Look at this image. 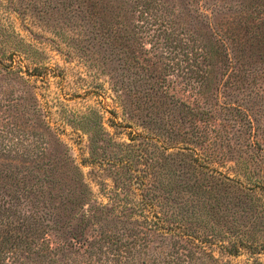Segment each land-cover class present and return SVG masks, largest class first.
Here are the masks:
<instances>
[{"label":"rangeland","instance_id":"1","mask_svg":"<svg viewBox=\"0 0 264 264\" xmlns=\"http://www.w3.org/2000/svg\"><path fill=\"white\" fill-rule=\"evenodd\" d=\"M75 1L0 0V165L20 170L43 165L38 176L53 181V194L61 198L70 197L61 185L82 181L89 190L83 208L55 201L60 225L67 228L62 232L78 239L81 233L90 239L101 230L134 228L145 231L152 246H163L165 238L150 225H185L204 242L206 254L199 257L204 264H212L211 255L218 264H264V194L250 190L244 172L245 165L262 166L250 158L249 129L222 128L218 114L214 125L224 139L211 152L224 158L209 163L217 173L194 168L192 150L180 146L177 153L172 147L182 142L202 152L192 141L201 136L203 123L197 114L196 129L190 127L188 113H200L207 104L196 102L173 72L166 74L173 97L158 94L147 108L139 93L150 82L136 80L131 55L110 49ZM191 3L203 6L207 15L215 11L212 21L219 27L251 8V0L245 7L239 0ZM194 25L200 30L202 20ZM263 48L254 45L253 64L246 67L256 74L264 64L257 58ZM154 54L135 52L145 61L155 60ZM232 90L221 85L219 105ZM207 103L210 108L217 102L211 97ZM257 123L263 125L264 118ZM237 155L241 163L236 165L230 157ZM49 167L56 171L47 172ZM63 213L79 216L71 220ZM49 239L59 242L53 234Z\"/></svg>","mask_w":264,"mask_h":264},{"label":"trees","instance_id":"2","mask_svg":"<svg viewBox=\"0 0 264 264\" xmlns=\"http://www.w3.org/2000/svg\"><path fill=\"white\" fill-rule=\"evenodd\" d=\"M75 2L79 7L78 13L85 12L90 17L96 33L104 34L102 37H106L110 49L131 55V62L136 67V80L150 82L148 88L139 93L147 108L153 107L158 94L168 100L171 98L166 74L173 72L182 76L185 87L196 102L207 104L200 113L193 109L188 113L190 127L196 129L194 117L197 114L203 123L201 136L192 141L195 145L200 144L202 152L196 153L182 142H176L172 147L178 148L175 149L177 153L183 148L192 150L190 162L194 168L217 173L209 163L218 158L211 148L224 139L214 125L218 114L222 128L249 129L248 146L253 148L250 158L262 166L250 170V166L245 165L246 161L242 164L252 186L250 190L264 194V124L257 123L260 117L264 118V64L257 69L258 74L256 70L246 68L253 64L249 58L254 45H264V0H251V8L234 13L235 18L226 27H219L212 21L215 11L207 15L203 6L196 3L195 7L191 0L178 3L176 0ZM238 5L245 7V0H239ZM233 7L226 8L232 10ZM198 19L202 20L200 30L194 25ZM140 51L155 52L156 59L139 60L135 52ZM257 58L263 61L264 48L257 53ZM182 63L188 65L183 68ZM157 69L160 70L158 73ZM221 85L233 90L223 94L225 97L219 105L217 98ZM211 97L217 103L209 108L207 101ZM230 140L228 137L225 139L227 147H230ZM222 158L224 155L218 159ZM230 158L236 165L241 163L240 155L237 159ZM198 160L205 164L196 166ZM42 167L32 163L23 171L18 167L12 169L0 165V264L206 263L199 258L206 254L203 240L185 225H169L166 229L164 225H150L165 238L163 246H152L146 232L134 228L101 230L97 237L90 239H83L82 233L81 239L75 233H63L62 227L66 228V225H60V212L55 201L58 200L62 206L73 204L83 208L89 190L82 181H69L61 186H65L70 197H58L53 194L56 188L51 185L53 181H45L38 176ZM46 170L56 171L52 167ZM231 171L235 172V167ZM67 216L71 219L70 215ZM78 216V213L73 215L71 220ZM80 217L84 219V214ZM52 234L60 243L50 242L49 235ZM209 259L212 264H218L212 255Z\"/></svg>","mask_w":264,"mask_h":264}]
</instances>
